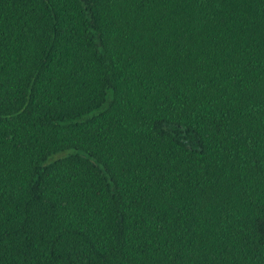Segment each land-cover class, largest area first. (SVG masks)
<instances>
[{
	"label": "trees",
	"instance_id": "obj_1",
	"mask_svg": "<svg viewBox=\"0 0 264 264\" xmlns=\"http://www.w3.org/2000/svg\"><path fill=\"white\" fill-rule=\"evenodd\" d=\"M0 264H264V0H0Z\"/></svg>",
	"mask_w": 264,
	"mask_h": 264
},
{
	"label": "rangeland",
	"instance_id": "obj_2",
	"mask_svg": "<svg viewBox=\"0 0 264 264\" xmlns=\"http://www.w3.org/2000/svg\"><path fill=\"white\" fill-rule=\"evenodd\" d=\"M73 155H84V153L82 151L74 150V149L60 151L54 155L49 156L46 164L48 165V164H51L55 161L65 159V158L73 156Z\"/></svg>",
	"mask_w": 264,
	"mask_h": 264
}]
</instances>
